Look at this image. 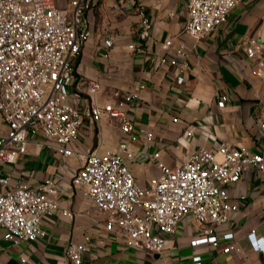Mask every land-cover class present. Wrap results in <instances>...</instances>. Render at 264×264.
<instances>
[{
    "label": "crops",
    "instance_id": "1",
    "mask_svg": "<svg viewBox=\"0 0 264 264\" xmlns=\"http://www.w3.org/2000/svg\"><path fill=\"white\" fill-rule=\"evenodd\" d=\"M96 1L87 15L91 36L74 60L76 82L86 96L87 82L98 80L97 100L102 105H117L126 94L146 84L125 107L140 135L130 145L138 155L130 162L138 184L149 185L159 172V161L176 168L199 148L217 150L228 144L264 155L260 126L264 74L253 73L264 61V0H239L225 23L199 39L185 29L187 0H137L138 5L127 13L119 12L116 0ZM143 15L150 19V27L138 29ZM108 38L113 39L109 47L104 43ZM248 38L258 41L254 57L248 56L243 44ZM168 39L173 40L171 46L165 43ZM182 44L189 54V66L185 79L178 82L177 66H161L160 61L173 57ZM222 94L229 95L223 108L218 106ZM6 129L0 113V130ZM101 130L100 149H117L122 139L120 119L104 116ZM145 131L153 132L152 140ZM97 138L85 127L77 148L94 146ZM142 150L145 156L140 157ZM158 151L160 156L155 158ZM80 164L78 158L57 155L34 141L16 162L0 163V177H10L12 183L22 180L38 188L48 177L56 178L59 192L55 197L61 203L43 218L46 235L35 241L15 244L4 238L0 227V264H63L69 242H84L86 237L90 242L81 264H194L195 256H201L203 264H264V252L255 251L249 238L252 231L264 238V172L252 169L229 186V202L239 209L228 223L214 226L217 246H192L206 225L188 213L167 247L152 253L130 247L120 233L106 229L110 215L72 182ZM228 231L234 233L231 240L222 238ZM228 245L234 249L224 252Z\"/></svg>",
    "mask_w": 264,
    "mask_h": 264
},
{
    "label": "built area",
    "instance_id": "2",
    "mask_svg": "<svg viewBox=\"0 0 264 264\" xmlns=\"http://www.w3.org/2000/svg\"><path fill=\"white\" fill-rule=\"evenodd\" d=\"M238 1L187 0L186 31L195 39L212 32L227 21ZM96 2L0 0V113L7 128L5 132L0 130V163L16 162L33 141L49 146L57 155L81 161L73 184L81 186L84 197L93 199L110 215L106 229L120 233L130 247L161 253L188 213L198 224L206 225L201 236L192 240V246H217L219 237L214 226L228 223L239 209V205L229 202V186L252 169L264 172V155L228 144L217 150L199 148L176 168L159 161V172L149 185L138 184L130 166L138 155L130 145L140 140V135L125 107L139 97L138 90L146 84L126 94L117 105H102L97 100L101 89L98 80L87 82L86 96L76 82L74 60L91 36L87 15ZM136 5L137 0H116L114 6L120 13H127ZM150 24L143 15L137 28L147 29ZM104 43L109 47L113 39H105ZM165 43L171 46L173 40ZM243 44L248 56L254 57L258 41L248 38ZM188 55L184 45H179L174 56L162 58L160 65H176V80L182 82L189 66ZM253 73L264 74V61ZM228 99V94H222L218 106L225 107ZM261 105L264 109V97ZM104 116L120 119L122 139L115 150L100 149ZM260 126L264 133V117ZM85 127L98 137L97 143L79 149L77 143ZM145 133L153 139L152 131ZM139 155L145 156L144 150ZM159 156L160 151L154 154L155 158ZM0 184L4 187L0 192L4 238L18 244L45 236L43 218L61 207L55 197L59 181L48 177L33 188L22 180L12 183L10 177H0ZM222 238L231 240L234 233L225 232ZM249 238L255 251L264 252V238L255 231ZM89 242V237L84 242L71 240L63 264H81ZM233 249L228 245L223 251ZM194 264H203L202 257L195 256Z\"/></svg>",
    "mask_w": 264,
    "mask_h": 264
}]
</instances>
